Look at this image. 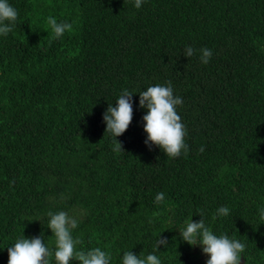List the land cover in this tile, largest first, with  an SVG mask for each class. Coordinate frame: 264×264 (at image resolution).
Masks as SVG:
<instances>
[{"label": "trees", "instance_id": "1", "mask_svg": "<svg viewBox=\"0 0 264 264\" xmlns=\"http://www.w3.org/2000/svg\"><path fill=\"white\" fill-rule=\"evenodd\" d=\"M8 3L18 18L0 35V264L23 235L54 250L48 213L60 211L78 221L76 251L99 247L109 264L128 251L206 264L180 236L201 218L245 244L243 264H264V0ZM49 16L72 31L54 38ZM169 82L188 146L175 158L146 143L139 104ZM125 89L133 119L114 151L103 117ZM160 236L168 243L157 250Z\"/></svg>", "mask_w": 264, "mask_h": 264}, {"label": "clouds", "instance_id": "2", "mask_svg": "<svg viewBox=\"0 0 264 264\" xmlns=\"http://www.w3.org/2000/svg\"><path fill=\"white\" fill-rule=\"evenodd\" d=\"M144 0H135V7L139 9ZM18 18L17 10L8 3V0H0V35L7 36L12 32ZM7 22V23H6ZM47 24L50 26L54 38H60L65 32H70L73 25L68 22H57L55 17L49 16ZM195 49L188 47L185 56L191 57ZM200 59L207 64L212 56V51L207 48L199 50ZM132 92L125 89L116 102V106L109 105L104 114L106 122L105 132H110L115 138L114 151H123L122 144L116 137L122 135L129 127L133 119ZM140 107L147 108V114L143 116L144 131L147 133V141L158 146L170 158L178 157L182 151L187 154L188 146L184 137L186 128L181 122V117L176 107L183 103L182 98L174 96L173 88L169 82L167 86H149L147 90L139 93ZM201 152L204 148L201 147ZM165 194L160 192L156 195L157 203L163 202ZM219 215H229L227 207H220ZM260 218L264 220V208L260 209ZM203 213H200V217ZM50 221L48 228L55 235V248L49 249L42 238H25L23 235L14 246L8 247V264H50L49 257L54 254L57 264H70L73 258L78 259L80 264H109L110 256L101 248L96 247L87 251H76V245L80 243L73 238L72 230L77 228L78 221L64 211L58 213L49 212ZM180 236L190 246L200 245L205 254L210 258L206 264H241V254L245 251V244L237 239H230L227 235L216 236L207 227L201 218L199 222L192 220ZM166 239L159 237L154 247L159 250L160 245H166ZM123 264H161V260L155 254H149L145 258L125 252Z\"/></svg>", "mask_w": 264, "mask_h": 264}, {"label": "rangeland", "instance_id": "3", "mask_svg": "<svg viewBox=\"0 0 264 264\" xmlns=\"http://www.w3.org/2000/svg\"><path fill=\"white\" fill-rule=\"evenodd\" d=\"M198 247V250L202 253V257L203 259L205 260V263L207 262V260L210 258L207 254H205L202 250V247L201 246H197Z\"/></svg>", "mask_w": 264, "mask_h": 264}, {"label": "flooded vegetation", "instance_id": "4", "mask_svg": "<svg viewBox=\"0 0 264 264\" xmlns=\"http://www.w3.org/2000/svg\"><path fill=\"white\" fill-rule=\"evenodd\" d=\"M241 264H243V263L241 262Z\"/></svg>", "mask_w": 264, "mask_h": 264}, {"label": "water", "instance_id": "5", "mask_svg": "<svg viewBox=\"0 0 264 264\" xmlns=\"http://www.w3.org/2000/svg\"><path fill=\"white\" fill-rule=\"evenodd\" d=\"M241 262H242V260H241Z\"/></svg>", "mask_w": 264, "mask_h": 264}]
</instances>
